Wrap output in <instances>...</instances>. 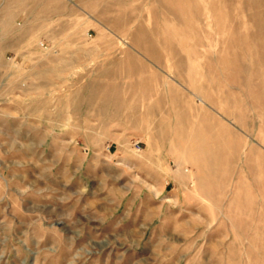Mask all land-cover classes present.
<instances>
[{"label": "rangeland", "instance_id": "rangeland-1", "mask_svg": "<svg viewBox=\"0 0 264 264\" xmlns=\"http://www.w3.org/2000/svg\"><path fill=\"white\" fill-rule=\"evenodd\" d=\"M263 184L264 0H0V264H264Z\"/></svg>", "mask_w": 264, "mask_h": 264}, {"label": "bare ground", "instance_id": "bare-ground-1", "mask_svg": "<svg viewBox=\"0 0 264 264\" xmlns=\"http://www.w3.org/2000/svg\"><path fill=\"white\" fill-rule=\"evenodd\" d=\"M242 37V36H241ZM258 37V36H257ZM261 44V43H260ZM251 46V45H250ZM248 47V46H247ZM245 49V48H244ZM248 50V49H247ZM262 50V49H261ZM246 52V50H245ZM248 52V51H247ZM241 55V54H240ZM249 55V54H248ZM245 56V55H244ZM243 56V57H244ZM243 57L242 60L244 59ZM250 57V56H249ZM263 57V56H262ZM261 59V58H260ZM247 67V66H246ZM250 67V66H249ZM252 67V66H251ZM248 74V73H247ZM251 77V76H249ZM251 79V78H250ZM247 82V81H246ZM262 103V102H261ZM223 127V126H222ZM225 128V127H223ZM222 129V128H221ZM219 131V130H218ZM227 132V131H226ZM178 135V140L181 142V139L183 137H188V139L193 142V145L194 147L191 148V154L197 158L198 161H200V163L203 165V171L205 172L206 168L208 166H211L213 164V162H216V160H218V155L216 153V150H214L213 148H210V146H208L204 140L202 139H199L197 136H196V133L195 136H193L194 134H191L189 132H186V131H183L182 129L181 130H177L176 132ZM195 152V153H193ZM261 155V154H260ZM193 157V158H194ZM257 160V159H256ZM255 160V162H257ZM221 161V160H220ZM262 162V160H261ZM218 167V166H217ZM211 169V168H210ZM264 185V184H263ZM247 196V195H246ZM238 197V196H236ZM248 198V196H247ZM248 200L250 201L251 199L248 198ZM247 201V200H246ZM252 202V201H250ZM247 204V203H246Z\"/></svg>", "mask_w": 264, "mask_h": 264}]
</instances>
